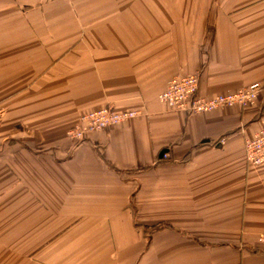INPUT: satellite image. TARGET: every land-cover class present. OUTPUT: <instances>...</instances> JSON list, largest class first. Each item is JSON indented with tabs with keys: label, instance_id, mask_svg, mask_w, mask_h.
I'll list each match as a JSON object with an SVG mask.
<instances>
[{
	"label": "crops",
	"instance_id": "obj_1",
	"mask_svg": "<svg viewBox=\"0 0 264 264\" xmlns=\"http://www.w3.org/2000/svg\"><path fill=\"white\" fill-rule=\"evenodd\" d=\"M193 74L203 97L264 84V0H0V264H264V92L162 105ZM107 106L142 115L69 141Z\"/></svg>",
	"mask_w": 264,
	"mask_h": 264
},
{
	"label": "built area",
	"instance_id": "obj_2",
	"mask_svg": "<svg viewBox=\"0 0 264 264\" xmlns=\"http://www.w3.org/2000/svg\"><path fill=\"white\" fill-rule=\"evenodd\" d=\"M168 87L158 96V100L168 109L184 112L194 116L212 113L224 108L253 107L264 92V84L254 83L232 93L203 97L198 93L200 88L199 76L190 75L175 77L169 81ZM140 111H116L110 106L86 112L80 115L76 123L69 129L68 139L75 144H80L87 135L105 131L113 126L120 125L140 117ZM246 161L254 167L264 165V128L257 132L253 138L244 143ZM258 245L264 251V231L258 236Z\"/></svg>",
	"mask_w": 264,
	"mask_h": 264
},
{
	"label": "water",
	"instance_id": "obj_3",
	"mask_svg": "<svg viewBox=\"0 0 264 264\" xmlns=\"http://www.w3.org/2000/svg\"><path fill=\"white\" fill-rule=\"evenodd\" d=\"M165 152H166V151H162V152H161V155H160L161 158L165 155Z\"/></svg>",
	"mask_w": 264,
	"mask_h": 264
},
{
	"label": "rangeland",
	"instance_id": "obj_4",
	"mask_svg": "<svg viewBox=\"0 0 264 264\" xmlns=\"http://www.w3.org/2000/svg\"><path fill=\"white\" fill-rule=\"evenodd\" d=\"M183 77H185V76H183ZM75 123H76V122H75ZM75 123H74V124H75ZM68 132H69V131H68ZM69 141H70V140H69ZM70 142H71V141H70Z\"/></svg>",
	"mask_w": 264,
	"mask_h": 264
}]
</instances>
